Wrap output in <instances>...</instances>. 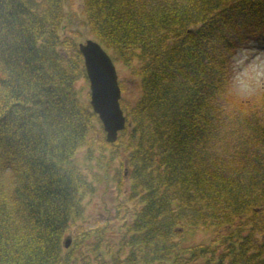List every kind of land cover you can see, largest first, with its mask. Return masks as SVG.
Segmentation results:
<instances>
[{"label": "trees", "instance_id": "trees-1", "mask_svg": "<svg viewBox=\"0 0 264 264\" xmlns=\"http://www.w3.org/2000/svg\"><path fill=\"white\" fill-rule=\"evenodd\" d=\"M64 3L0 0V264H264V93L233 117L217 102L230 49L264 35V0H81L85 37L132 65L139 92L119 100L116 139L101 136L126 168L112 175L118 237L94 227L67 246L93 189L75 153L101 129L74 85L86 75Z\"/></svg>", "mask_w": 264, "mask_h": 264}, {"label": "rangeland", "instance_id": "rangeland-1", "mask_svg": "<svg viewBox=\"0 0 264 264\" xmlns=\"http://www.w3.org/2000/svg\"><path fill=\"white\" fill-rule=\"evenodd\" d=\"M64 2L67 11L75 17V22L71 25L77 33L73 34L74 40H83L88 34L86 33L85 26L81 24L82 20H80L82 19L81 0H64ZM68 31V27L63 26L60 33H67ZM242 49L253 50L252 56L259 59V54L264 52V35L249 34L245 38L239 39L230 49L229 55L226 57L223 84L217 96V102L222 107V116L224 117L237 116L241 112L254 109L257 110L261 107V96L264 91L247 99L238 98L233 95L231 91L234 60ZM252 56H249L248 59H251ZM113 63L117 81L122 85L119 100L121 104L129 105L136 99L139 92L137 78L133 73L132 65L120 63L118 60H113ZM253 63H255V61H253ZM74 85L77 94L88 101L89 90L87 78L82 76L77 78ZM99 128L101 131L100 133L96 131L94 134V147L91 152L87 154V147L83 145L80 146L75 153V162L81 171L86 173L87 178H89L93 184V189L91 192L83 195L80 214L70 221L65 234H68L70 239H72L75 234L81 236L85 234V231H91L94 227H100V229L103 230V235L109 239L110 242H114L118 237V216L116 212V196H118V190L116 189V184L112 180V175L115 168H125V165L120 164L121 154L109 159L110 148L106 146L100 149L102 146L101 136H103L102 138L104 139V130L98 119L95 129ZM120 213L122 215L124 212H119V214ZM211 235H213L212 230L198 228L194 232L193 240L206 239ZM92 237L90 233L85 239L89 240L92 239Z\"/></svg>", "mask_w": 264, "mask_h": 264}, {"label": "water", "instance_id": "water-1", "mask_svg": "<svg viewBox=\"0 0 264 264\" xmlns=\"http://www.w3.org/2000/svg\"><path fill=\"white\" fill-rule=\"evenodd\" d=\"M82 57L84 72L88 80V101L104 130V139L113 141L123 128L125 115L119 104L120 88L114 63L109 53L92 37H85L76 43ZM70 236L63 238L67 246Z\"/></svg>", "mask_w": 264, "mask_h": 264}, {"label": "clouds", "instance_id": "clouds-1", "mask_svg": "<svg viewBox=\"0 0 264 264\" xmlns=\"http://www.w3.org/2000/svg\"><path fill=\"white\" fill-rule=\"evenodd\" d=\"M251 49H242L233 64L231 91L241 99H247L264 91V52L260 58L252 56ZM252 56L251 59H248ZM255 61V63H253Z\"/></svg>", "mask_w": 264, "mask_h": 264}]
</instances>
